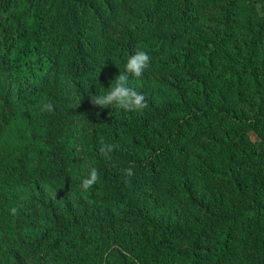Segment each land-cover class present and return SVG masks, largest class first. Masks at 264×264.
<instances>
[{
    "label": "trees",
    "instance_id": "trees-1",
    "mask_svg": "<svg viewBox=\"0 0 264 264\" xmlns=\"http://www.w3.org/2000/svg\"><path fill=\"white\" fill-rule=\"evenodd\" d=\"M0 264H264V0H0Z\"/></svg>",
    "mask_w": 264,
    "mask_h": 264
},
{
    "label": "clouds",
    "instance_id": "clouds-1",
    "mask_svg": "<svg viewBox=\"0 0 264 264\" xmlns=\"http://www.w3.org/2000/svg\"><path fill=\"white\" fill-rule=\"evenodd\" d=\"M152 63V57L145 50L139 49L134 54L128 57L123 71H120L119 75L115 78V83H111V87L108 88L106 94L91 96V104L93 106L100 107H114L116 109H122L128 112L143 113L148 107V103L144 94L138 92L129 85V77L134 76L140 78L144 72L150 68ZM44 111H54V106L51 103L43 105ZM99 114V113H97ZM114 146L111 144H105L101 140L100 152L105 158L110 159V152ZM122 172L126 177L130 178L134 175V171L131 167L122 169ZM100 180V174L96 167H91L88 174L82 178L80 190L81 192L90 191ZM13 213L17 209L11 210Z\"/></svg>",
    "mask_w": 264,
    "mask_h": 264
},
{
    "label": "rangeland",
    "instance_id": "rangeland-1",
    "mask_svg": "<svg viewBox=\"0 0 264 264\" xmlns=\"http://www.w3.org/2000/svg\"><path fill=\"white\" fill-rule=\"evenodd\" d=\"M72 112H73V121L76 124V132H75V136H78L80 134H82L83 130H82V124L84 123L82 117L78 114V112H76L77 109V101L76 99H72ZM77 151H78V159L82 161L83 159V155L80 153V149L79 147H77ZM81 168L85 171L86 170V166L85 164H83V162H81Z\"/></svg>",
    "mask_w": 264,
    "mask_h": 264
}]
</instances>
